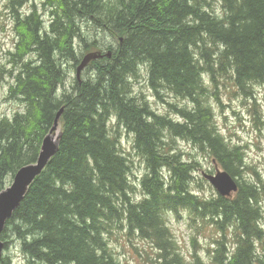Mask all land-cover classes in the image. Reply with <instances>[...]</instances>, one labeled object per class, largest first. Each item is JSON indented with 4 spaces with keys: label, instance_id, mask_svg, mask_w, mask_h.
Listing matches in <instances>:
<instances>
[{
    "label": "trees",
    "instance_id": "trees-1",
    "mask_svg": "<svg viewBox=\"0 0 264 264\" xmlns=\"http://www.w3.org/2000/svg\"><path fill=\"white\" fill-rule=\"evenodd\" d=\"M28 2L7 3L16 34L8 62L17 68L8 99L22 109L0 118V191L8 176L36 162L63 111L57 152L6 220L3 252L13 244L22 264H119L106 240L115 227L149 241L156 264H202L195 252L183 255L167 225L166 214L181 210L217 232L213 264H264L257 251L264 243V182L247 165L244 147L222 135L211 105V98L219 103L223 82L243 96L264 83V0H41L21 15ZM102 35L115 47L101 49ZM78 41L103 57L68 92L66 70L83 57L75 53ZM142 69L158 97L164 90L186 102L168 104L174 116L157 114L132 95ZM120 128L133 135L144 163L139 200L119 147ZM178 142L199 156L184 159ZM201 159L236 181L231 197L200 195L203 182L209 184L194 176ZM0 264H13L11 256L3 253Z\"/></svg>",
    "mask_w": 264,
    "mask_h": 264
},
{
    "label": "rangeland",
    "instance_id": "rangeland-1",
    "mask_svg": "<svg viewBox=\"0 0 264 264\" xmlns=\"http://www.w3.org/2000/svg\"><path fill=\"white\" fill-rule=\"evenodd\" d=\"M40 2L41 0H31L24 8V12H29L31 4L37 6ZM7 3L8 0H0V118L11 117L15 111L22 109L21 103L8 99L7 90L9 85L13 83V76L17 73V68L12 67L8 62V53L14 49L13 44L16 40V34ZM39 9L42 11L41 8ZM82 29L85 33L90 30L86 24L82 26ZM95 36V32H92L91 40ZM98 39L100 40L101 49H104L105 47L103 46L105 45L110 47H115L116 45L115 40L106 38L103 35L98 37ZM96 51L97 49L86 51L83 48V44L79 41L75 44L77 57L84 56L87 53H95ZM91 74L92 68L88 65L80 74V79L86 80L87 77L92 76ZM75 78V69L69 67L66 70V78L63 85L66 91L69 92L75 86V82L78 84ZM61 91L62 89L59 88L58 93L61 94ZM160 93L161 96L158 97L147 85L146 71L144 69L140 70L137 80L132 84V95L137 99L145 100L155 113L174 116L168 104H186L185 101L164 93V90L160 91ZM251 93L252 96H243L239 90L233 87L231 81L223 82V84H219V89H217L219 103L214 98H211V105L222 135L231 143L244 147L247 165L258 172L264 182V83H253ZM115 125L116 121L112 119L110 127H115ZM58 135H60V126L51 136L55 139ZM119 147L123 155L129 160L131 169L130 182L135 189L132 195L135 200H139V180L145 173V167L143 160L133 148V135L122 128H120ZM178 147L184 153H188L184 154V159H187L188 156H199L198 151L186 142H178ZM201 162L199 171L194 174L197 183L200 182V177L202 178L203 176L202 173L214 175L220 171V168L214 163H210L209 160L201 159ZM250 174L246 173L248 178L254 180V177ZM12 181L13 178L8 176L5 187L11 184ZM203 191L200 195L206 198L216 194V191L205 182H203ZM261 208L263 218L260 225L264 229V198L261 200ZM166 220L174 240L186 258H189L195 252L200 257L202 264H213V241L218 237V234L211 224L203 222L181 210L177 215L174 213L166 214ZM124 230L126 231L127 229L124 228ZM194 239L195 244H193ZM106 240L119 264H156L157 251L149 241L140 238L137 234L129 236L122 230L113 227L106 234ZM9 248L10 250L2 252V255L3 253L9 254L13 264H22L24 261L23 255L13 244L12 246L10 244ZM257 251L263 256L264 260V243L258 244Z\"/></svg>",
    "mask_w": 264,
    "mask_h": 264
},
{
    "label": "water",
    "instance_id": "water-1",
    "mask_svg": "<svg viewBox=\"0 0 264 264\" xmlns=\"http://www.w3.org/2000/svg\"><path fill=\"white\" fill-rule=\"evenodd\" d=\"M106 56L110 57V54L107 53ZM102 57V54L99 52L87 53L84 55L79 64L76 66L77 79H79L81 72L91 61H95ZM62 111L63 108L58 111L52 128L50 129L48 135H46L43 139L36 162L25 165L17 170L13 176L12 183L0 191V237L6 220L11 217L13 211L20 204L28 186L42 172L49 160L57 152L59 136H57L56 139H53L51 135L58 129V120ZM202 175L221 196H230L232 193L237 191L236 181L222 170L216 172L214 175H207L204 173H202ZM2 252L3 244L0 239V259L2 257Z\"/></svg>",
    "mask_w": 264,
    "mask_h": 264
},
{
    "label": "bare ground",
    "instance_id": "bare-ground-1",
    "mask_svg": "<svg viewBox=\"0 0 264 264\" xmlns=\"http://www.w3.org/2000/svg\"><path fill=\"white\" fill-rule=\"evenodd\" d=\"M27 5H28V4H27ZM27 5H26V6H27ZM26 6H25V7H26ZM25 7H24V8H25ZM24 8H23V7L20 8V13H21V15H25V14L30 13V10H31L30 8H29V12H28V13H25V12H24ZM38 8H39V7H38ZM39 11H40V9H39ZM40 12H41V11H40ZM9 52H10V51H9ZM81 73H82V72H81ZM75 76H76V69H75ZM75 79H77V77H76ZM76 81L78 82V84H80V83L82 82V80L80 79V77H79V79H77ZM58 136H59V135H58ZM56 138H57V137H56ZM56 138H55V139H56Z\"/></svg>",
    "mask_w": 264,
    "mask_h": 264
},
{
    "label": "flooded vegetation",
    "instance_id": "flooded-vegetation-1",
    "mask_svg": "<svg viewBox=\"0 0 264 264\" xmlns=\"http://www.w3.org/2000/svg\"><path fill=\"white\" fill-rule=\"evenodd\" d=\"M30 2H31V0H30ZM30 2H28V4H29ZM31 5H32V4H31Z\"/></svg>",
    "mask_w": 264,
    "mask_h": 264
}]
</instances>
